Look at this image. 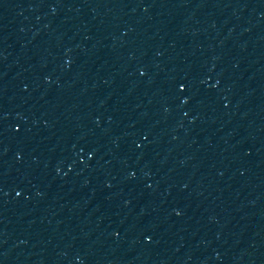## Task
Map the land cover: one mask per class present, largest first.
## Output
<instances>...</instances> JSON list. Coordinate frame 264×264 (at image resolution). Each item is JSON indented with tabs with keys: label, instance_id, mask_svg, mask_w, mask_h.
<instances>
[{
	"label": "water",
	"instance_id": "water-1",
	"mask_svg": "<svg viewBox=\"0 0 264 264\" xmlns=\"http://www.w3.org/2000/svg\"><path fill=\"white\" fill-rule=\"evenodd\" d=\"M0 264H264V0H0Z\"/></svg>",
	"mask_w": 264,
	"mask_h": 264
}]
</instances>
